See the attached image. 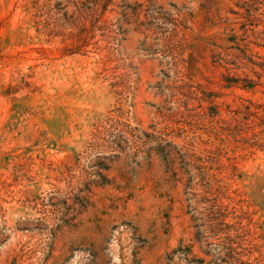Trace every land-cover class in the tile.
I'll return each instance as SVG.
<instances>
[{
    "label": "rangeland",
    "instance_id": "1",
    "mask_svg": "<svg viewBox=\"0 0 264 264\" xmlns=\"http://www.w3.org/2000/svg\"><path fill=\"white\" fill-rule=\"evenodd\" d=\"M93 3L0 0V264H264V0ZM122 6L185 19L175 71ZM120 116L141 152L95 155Z\"/></svg>",
    "mask_w": 264,
    "mask_h": 264
},
{
    "label": "trees",
    "instance_id": "2",
    "mask_svg": "<svg viewBox=\"0 0 264 264\" xmlns=\"http://www.w3.org/2000/svg\"><path fill=\"white\" fill-rule=\"evenodd\" d=\"M103 4L99 3H93L90 8H88L90 15L95 16L96 12L98 10H101L100 17L103 15V13L106 11V8L111 4L112 0L103 1L101 0ZM121 8V17L122 23L125 25H132L135 27V31H137L140 35L143 36L144 42L148 43L149 41H152L153 44L150 46H147V52L153 55L162 54L163 58L168 59L167 67L169 71L176 70L178 67V63L176 61V57H173L174 54H178L182 51L184 48V39L180 35V33L184 30H186V21L185 19H174V13L173 15H170L166 10L163 8H153L150 6L146 10V18L145 21H140L136 18L135 10H133L132 13L128 14L126 10L128 7L122 6ZM99 17V18H100ZM96 18V19H99ZM178 18V16L176 17ZM92 19V17H91ZM125 22V23H124ZM120 23V22H119ZM126 32V30L123 29L122 24L117 25V28L114 30V33L118 36L123 35ZM153 45L159 46V49H156ZM241 54L245 55L244 52H241ZM179 56V55H178ZM227 57V56H226ZM212 58L220 63H223L224 65H228L229 61H225L224 59H221L219 54H214ZM251 60V59H249ZM250 64L258 67L263 73H264V61L260 64L252 63V61H249ZM176 75V73H175ZM258 78L261 77V75L257 76ZM234 80V79H233ZM229 82H235L229 81ZM193 87L182 84L178 87L179 95L182 97L185 103H188L191 100H199L202 102L203 100L196 97V90L192 91ZM212 108V107H211ZM214 110V109H210ZM215 112V111H213ZM121 114V113H120ZM122 116V115H121ZM121 116L117 118H110L105 122L104 127H101V130L96 133L94 136L93 143L90 145V150L95 153V155H99L101 150H109V152L115 153L118 152V150H122L123 148H127V150L136 155L140 153L137 149L138 143L140 142V138L133 133L137 132L136 129H131L129 125H127L124 122H121ZM155 142H161L166 143V141L160 137L155 138ZM104 143H108V147H104ZM143 145L146 146V144L143 143ZM159 147V146H158ZM165 148H171V144H166ZM159 150V149H158ZM162 150V149H161ZM158 152V151H156ZM164 151H161L159 156L165 160L168 161L171 159L172 153H163ZM201 175V174H199ZM205 198L204 203L207 204L209 207L208 210H214L215 214L217 215V219L219 221H223L225 216V210L219 203V197H214L213 199L210 198V186L207 184L205 185ZM210 210V211H211Z\"/></svg>",
    "mask_w": 264,
    "mask_h": 264
}]
</instances>
